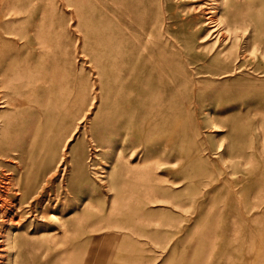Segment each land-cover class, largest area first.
I'll return each instance as SVG.
<instances>
[{
    "label": "rangeland",
    "instance_id": "rangeland-1",
    "mask_svg": "<svg viewBox=\"0 0 264 264\" xmlns=\"http://www.w3.org/2000/svg\"><path fill=\"white\" fill-rule=\"evenodd\" d=\"M0 264H264V0H0Z\"/></svg>",
    "mask_w": 264,
    "mask_h": 264
},
{
    "label": "bare ground",
    "instance_id": "bare-ground-1",
    "mask_svg": "<svg viewBox=\"0 0 264 264\" xmlns=\"http://www.w3.org/2000/svg\"><path fill=\"white\" fill-rule=\"evenodd\" d=\"M22 183H23V182H22ZM23 188H24V187H23ZM23 188H22V189H23ZM18 191H19V190H18ZM19 193H20V191H19ZM26 196H27V195H25V197H26ZM17 197H18V196H17ZM23 198H24V195H23ZM20 199H21V198H20ZM25 201H26V199H25ZM21 204H22V203H20V205H21Z\"/></svg>",
    "mask_w": 264,
    "mask_h": 264
}]
</instances>
